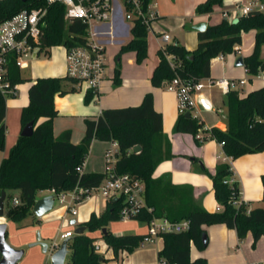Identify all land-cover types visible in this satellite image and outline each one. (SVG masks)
<instances>
[{
    "label": "trees",
    "instance_id": "1",
    "mask_svg": "<svg viewBox=\"0 0 264 264\" xmlns=\"http://www.w3.org/2000/svg\"><path fill=\"white\" fill-rule=\"evenodd\" d=\"M147 5L150 0H143ZM223 4V0H204L197 5L195 13H210L215 7ZM39 5L35 0H2L0 1V22L9 18L21 8ZM39 50H47L53 46H70L82 44L85 37V26L75 20L68 23L64 20V7L55 3L49 6L41 24ZM255 30L252 52L242 57L244 67L252 76L264 70V59L260 57L261 46L264 44V13L253 10L248 15L240 16L233 22L221 19L219 23L207 25L203 31H197V45L194 50L185 48L178 41L159 49L158 61L150 77L153 87H164L172 77L178 75L183 80H196L210 76L212 58L220 53L239 50L242 34ZM132 37L119 48L116 56L122 52L132 51L135 63L139 64L147 57V30L137 20L130 28ZM175 56L174 65H170L167 56ZM114 83L119 82V69L115 68ZM25 79L15 64V55L8 56L5 83L0 87V151L5 147L6 136V99L16 96L14 88ZM64 83L71 86L66 88ZM73 80L64 76L38 77L28 88V104L21 109L20 123L23 128L28 122L34 125L31 136H19L9 153L0 162V191H18L20 203L7 207L5 217L22 220L33 214L32 206L39 191L55 189L67 191L75 186H98L106 177V173L77 171V167L86 160L91 142L94 139L117 142V157L114 162L118 174H130L133 178L144 182L145 207L135 220L147 223L153 217L165 216L171 221L188 219L190 229L186 232L164 233L161 235L162 248L158 258H164L170 264H208L204 257L191 259L192 244L200 251L207 245L203 244L206 226L225 224L235 229L239 241L250 232L252 247L264 236V206L248 209L241 203L236 207L233 203L239 193L238 183L228 184L224 180L233 174L230 162L222 161L216 165L214 172L202 166L203 173L212 180L213 195L220 206L219 211H206L194 201L193 187L190 185L172 184L168 175L153 178V172L163 159L173 157L170 142L162 131V114L154 109V98L151 92L142 97L137 106H123L102 110L93 119L85 120V133L77 144L71 142V131L64 130L57 137L52 133V121L58 115L54 105L56 96H63L75 91ZM226 127L220 130L211 127V131L203 129V121L195 117L187 118L179 114L173 129L174 132L204 134V140L211 138L222 145L223 153L234 160L244 154L264 151V86L254 88L245 95L238 90H230L225 94ZM94 98L91 91L84 95V102ZM46 120L37 124L39 118ZM197 143L199 140L195 139ZM202 141V142H203ZM135 145L141 151H133ZM197 161L196 158H190ZM264 201V173L261 174ZM239 195V194H238ZM124 206L123 197L106 201L105 209L99 215L91 213L89 219L81 225L87 231L74 234L68 243L69 253L66 264H118L120 252H132L142 239L141 234L114 235L111 231L102 232L103 228L119 220L120 210ZM147 208H151L148 211ZM100 230L108 249H112L113 257L105 258L94 249L95 237L90 232ZM207 244V241H206ZM1 257V256H0ZM102 257V261H100Z\"/></svg>",
    "mask_w": 264,
    "mask_h": 264
},
{
    "label": "crops",
    "instance_id": "2",
    "mask_svg": "<svg viewBox=\"0 0 264 264\" xmlns=\"http://www.w3.org/2000/svg\"><path fill=\"white\" fill-rule=\"evenodd\" d=\"M202 1L204 0H150V6L152 9L157 10L158 16L151 25V31L147 32L151 36L150 52L148 49L147 57L138 65L133 64V60H129V62H132L130 72L121 73V70H119L120 84L114 83V75L108 78L106 74L101 82L102 84L97 97L93 98L89 103L84 102L85 92L80 90L68 92L63 96H56L54 105L58 110V115L52 121V133L54 137H57L62 131L70 130V140L72 143L77 144L84 136L86 119H93L99 116L102 110L108 107L123 108V106H137L142 101L144 94L151 92L154 98V109L162 114V131L170 142L173 154L172 158L163 159L160 162L153 172L152 177L157 178L168 175L173 185H191L193 187L195 203L206 211L214 212L219 211L220 206L215 199V195H213L212 180L207 174L203 173L202 166L209 172H214L216 165L223 161L224 154L222 146L211 138L197 143L191 133L174 132L172 130L173 125L179 116L176 95L174 92L167 91L164 87H153L150 82V77L158 61L157 52L162 44L160 40L162 32L168 33L171 36L170 42L178 41L185 48L194 50L197 45L198 33L194 29L195 25L203 22H205L206 26L217 24L222 19V9L229 7L235 2L248 3L252 0H223V4L215 7L212 12L198 15L195 13V8ZM255 1L260 2L264 6V1ZM172 21L180 24L184 30L185 33L181 39L174 32H169L164 28L165 25H171L170 22ZM248 34H250L254 42L255 30L250 31ZM125 35H127V32L122 33V36ZM242 36H244V33ZM118 43H121V40H117L116 44ZM240 45L237 47L239 50ZM250 51L252 52V50ZM39 54L34 57H38ZM260 57L264 59V56L262 57L260 55ZM210 64V78L219 79L220 77H225L228 79H244L248 81L236 89L240 95H245L254 88L264 86V79L260 77L239 78L238 76L241 75V71L239 69H230V65L226 63L225 56L223 60H219L218 56L212 58ZM235 66L242 67L244 65L239 66L235 64ZM243 68L247 72L246 68ZM19 69L21 71V68ZM21 76L23 77L22 73ZM43 76L61 75L54 72V65L52 63L34 67L32 72L25 76V79L28 80L25 91L16 98L6 99L5 147L4 150L0 151V162L8 155L10 148L20 136L22 129L20 113L21 109L29 102L28 88L36 78ZM245 85L250 88L244 93L243 88ZM16 86V88H19L18 85ZM64 86L69 88L71 85L64 83ZM199 97L197 111L199 113L198 117L203 121L204 127H215L224 130L226 127L225 94L218 88H211L204 89ZM212 112L219 116L223 114L225 120L218 119V116L215 118L210 116V114H214ZM44 120H46L45 117L39 118L37 124ZM202 135L204 136L203 133ZM110 146L111 140L102 141L94 139L91 142L88 155L83 163V172L104 173L107 166L106 155ZM190 158H196L197 161H191ZM230 163L234 178H236L240 188L241 197L246 203L247 208L252 209L256 206H264L263 187L260 177L264 173V151L241 155L237 159L230 160ZM15 196L18 197V191ZM39 197L37 194L36 199ZM91 199L92 197L86 200L88 201L86 208L80 209V212H76L79 217L78 220H75V224L81 225L87 221L91 213L99 215L104 211L106 205L105 199L102 200L103 203L98 199L94 201ZM29 216L30 219L22 224L25 228L21 231L26 233L23 239L19 238L12 241V244L17 249H21L23 244L35 241L34 234L36 232L40 235V240L43 241L51 235H54L55 229L61 230L60 228L62 226H66L67 228L61 234L66 231L74 232L73 228H68V224L72 225L70 222L74 219H67L64 209L56 211L52 208L41 217L35 216L34 213L29 214ZM0 223H5L3 218H0ZM123 224L125 225L115 226L111 230L112 233L114 235H124L126 233L143 235L147 230L146 223H141L135 219L126 221ZM206 236L207 247L202 251L196 248L193 253L190 250L191 259L201 256L208 260V264H254L264 261V236H261L257 240L255 247H252V235L250 232L244 239L239 241L235 229L228 228L225 224H211L206 226ZM162 246V239L160 237L152 244L143 247L141 251L135 253L128 252V255H126L127 252L123 255L119 253L117 260L113 262L118 264L154 263L158 259V252ZM192 247L196 246L192 244L191 249ZM105 251L103 256L111 259L113 257L112 249H108L106 246Z\"/></svg>",
    "mask_w": 264,
    "mask_h": 264
},
{
    "label": "built area",
    "instance_id": "3",
    "mask_svg": "<svg viewBox=\"0 0 264 264\" xmlns=\"http://www.w3.org/2000/svg\"><path fill=\"white\" fill-rule=\"evenodd\" d=\"M2 1V0H0ZM39 5L29 8H21L9 18L0 22V87L6 85L5 74L7 71L8 56L15 55V64L21 68L27 64L26 58L37 56L45 50H39V38L42 32L41 24L49 6L58 3L64 7V20L72 23L79 20L85 26V37L82 44L62 46L65 50V75L73 80L76 90L91 91L94 98L106 75L107 69V45H115L117 38L122 36L123 32L130 31L135 21L140 20L147 32L151 31V25L158 16L156 9H152L150 2L144 5L143 0H35ZM263 4L258 1L248 3L235 2L222 9V19L233 22L236 18L248 15L253 10H262ZM125 21L131 23L127 25ZM120 33V34H119ZM171 36L162 32L160 40L162 44L159 49L169 44ZM224 54L218 55L219 60H223ZM167 59L174 65L175 56L168 55ZM253 76L264 79V70L259 71ZM244 79H228L220 77L213 79L204 77L196 80H183L175 75L168 81L164 88L167 91L174 92L177 98L178 114L189 113L192 117L200 120L197 111L198 99L204 89L218 88L223 94L230 90H236L239 86L247 83ZM15 85V89H16ZM204 130L211 131V127L203 126ZM195 139L202 142L204 136L201 132L194 136ZM222 146L221 144H219ZM117 142L111 140V146L107 152L106 177L98 186L81 187L75 186L71 190L56 191L55 189H45L47 194L53 195L54 204L57 202L65 212L72 215L76 213V206L86 200H89L94 193H98L109 201L112 198L123 197L124 206L120 210L119 220L126 222L134 220L143 207H145L144 182L133 178L130 174H118L115 171L114 162L117 157ZM224 154V153H223ZM223 161L230 162L225 154ZM79 173L83 172V164L77 167ZM225 183L234 184L236 178L231 174L224 180ZM1 192V191H0ZM239 194V195H238ZM235 197L234 205L236 207L244 203L240 191ZM18 197L12 198V205H18ZM53 204V206H54ZM151 211V208H147ZM188 219L171 221L165 216L153 217L146 223V232L138 243V247L143 248L159 239L164 233L186 232L190 228ZM73 231H66L60 235V241L56 240L48 246L49 254L54 252L66 237H72ZM97 252L101 251L98 244H94ZM122 255L126 252H120ZM150 264H170L164 258L159 257L156 262ZM254 264H264L258 262Z\"/></svg>",
    "mask_w": 264,
    "mask_h": 264
},
{
    "label": "rangeland",
    "instance_id": "4",
    "mask_svg": "<svg viewBox=\"0 0 264 264\" xmlns=\"http://www.w3.org/2000/svg\"><path fill=\"white\" fill-rule=\"evenodd\" d=\"M264 1V0H262ZM263 3V2H262ZM264 13V6L261 10ZM125 23L127 25H131L130 22L125 21ZM171 25H165L164 28L169 31V32H174L179 39L182 38V36H184V30L182 29L181 25L178 24L175 21L170 22ZM249 32H245L244 36H242V43L239 46L240 50L239 51H233L230 53H225V59H226V63L228 65H230V69H239L241 71V75L238 76L239 78H252L253 76L251 74H249L248 72L245 71V69L242 67H237L235 66L234 62L236 61V59L238 57H244L246 55H248L252 50V44H253V40L250 36V34H248ZM132 37V34H130V31H127V35L122 36L121 38H117L118 40H121V43H118L116 45H107L106 47V51H107V69H106V74L108 78H111L114 74H115V67H117V69L121 70V73H125V72H130L131 70V65L132 62L135 65H138L135 63V56L134 53L132 51H125L122 52V54H120L119 56V64L117 65L118 60H116V56L119 54V48L120 46L127 42L130 38ZM150 46H151V36L150 34H148L147 36V49H149L150 52ZM238 47V46H236ZM263 47V48H262ZM260 55L263 57L264 56V44L261 46V51H260ZM27 60V64L21 67V73L25 79L26 75H29L32 70L34 69V67H38L42 64L48 65L49 63H52L54 65V72L59 73L61 76H64V70H65V50L64 48L60 45L58 46H53L48 48L46 51L41 52L39 54L38 57H32L29 56L28 58H26ZM129 60H133L132 62H129ZM142 63V62H141ZM140 64V63H139ZM216 69V66H215ZM28 83V80H24L21 83H18L17 85L19 86V88H16L17 92H16V96L14 97H7V99H11V98H16L18 97V95H20L22 92L25 91V87ZM250 87L249 86H244L243 88V92L245 93V91H247ZM214 113V112H212ZM210 116L212 117H217L220 120H225L223 117V114L221 116L217 115V114H210ZM209 118V117H208ZM208 120V119H206ZM8 196L6 197L5 201H4V214L5 211L7 209V207L12 206V198L13 197H17L15 195H17V191L12 190L9 191ZM44 195H47L46 191H43L41 193H38V196L42 197ZM99 195L98 193H94L92 195V201L94 200H99L100 202L103 203L102 200L103 197ZM88 204V201H84L80 204H78L76 206V212H80V209L86 208ZM63 209L60 204H58L57 202L54 204L53 210H61ZM67 215V219L72 218L74 220H78L79 215L75 213V215H72L70 212H66ZM30 216H26L24 217L22 220H12V219H8L5 217V215L2 217L3 220L5 221L6 225H7V232H6V241L7 243L15 248V246L12 244L13 240H17V239H23L24 237V231H21L22 229L25 228V226H22V224L26 223V220H29ZM124 222L117 220V221H112L110 222L106 228L107 230L111 231L113 230V228L115 226H124L125 224H123ZM82 225L79 224H74V225H70L68 224V228H73L74 230L78 227H81ZM66 226H62L60 229H55L54 231V235H51L50 237L46 238L44 241L41 240L42 242L46 243L47 245H51L54 241L58 240L60 241V235L61 233L66 229ZM105 228V229H106ZM83 231H87L86 228H83ZM101 231L97 230L94 232H90V235H92L93 237L96 238L94 244H98L101 247V251L99 252L101 255H103L106 251V243L104 241V239L101 237ZM112 232V231H111ZM36 240L32 241V242H28L26 244H23L21 247V249L24 250V255L22 256L21 260L19 261L18 264H51L50 262V257H49V252H43L42 251V246L40 244H34L32 246H30L29 244H33L37 241V232L34 234ZM142 248L137 247L136 249H134L132 252L129 253H135L138 251H141ZM192 253L195 252L196 247H192L191 249ZM127 252L126 255L129 254ZM125 258V257H124ZM67 263V257L65 259V264ZM242 264V263H241ZM246 264V263H243Z\"/></svg>",
    "mask_w": 264,
    "mask_h": 264
},
{
    "label": "water",
    "instance_id": "5",
    "mask_svg": "<svg viewBox=\"0 0 264 264\" xmlns=\"http://www.w3.org/2000/svg\"><path fill=\"white\" fill-rule=\"evenodd\" d=\"M206 27L205 22L198 23L194 26V29L197 31H203ZM236 65L242 66L244 65L242 61V57H238L235 61ZM185 116L187 118L191 117V114L185 113ZM34 125L33 122H28L20 132L21 136H31L33 134ZM133 151L138 153L141 151L140 146L135 145L133 147ZM6 199V192L1 191L0 192V218L4 216V201ZM53 195L47 194L42 197H39L35 200L33 206H32V212L37 217H41L45 213L49 212L53 208ZM72 225L75 224V220H72L70 222ZM83 228L85 226L78 227L74 230V234H80L83 232ZM102 232L105 233V228L102 229ZM71 237L64 238L59 247L50 254V262L51 264H65V259L69 253L68 249V243L70 242ZM207 236L203 235L202 242L203 244H206ZM34 244H40L42 246V251L47 252L48 245L40 240V235L37 234V241L33 244H29L30 246ZM24 254L23 249H17L11 247L7 241H6V223H0V264H18L20 259L22 258ZM102 257H100V261H102Z\"/></svg>",
    "mask_w": 264,
    "mask_h": 264
}]
</instances>
